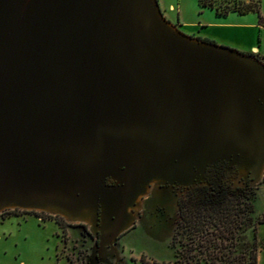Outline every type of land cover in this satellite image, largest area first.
<instances>
[{"label": "water", "instance_id": "95a60500", "mask_svg": "<svg viewBox=\"0 0 264 264\" xmlns=\"http://www.w3.org/2000/svg\"><path fill=\"white\" fill-rule=\"evenodd\" d=\"M264 171V64L156 0H0V212L85 223L109 246L149 186Z\"/></svg>", "mask_w": 264, "mask_h": 264}, {"label": "rangeland", "instance_id": "374dc122", "mask_svg": "<svg viewBox=\"0 0 264 264\" xmlns=\"http://www.w3.org/2000/svg\"><path fill=\"white\" fill-rule=\"evenodd\" d=\"M197 1L158 0V3L170 19L175 17L178 10L183 9H186L184 18L196 19L199 18L196 14ZM211 1L219 11L235 7L240 2H247V0ZM168 3L173 5V11L166 10ZM209 12L213 14L212 11ZM259 13L264 16V0H259ZM243 16L256 18L254 13ZM258 33L257 44L264 55V29L260 28ZM256 58L260 62L264 61L262 57ZM232 182V186L236 185L235 181ZM151 187L155 188L154 185ZM151 191L152 189L148 188L147 193L138 199V208L130 210L133 216L131 225L117 236L112 251L107 247L102 248L104 253L100 259L95 256L94 240L87 224L70 222L45 212L4 210L0 212V264H140V258L147 262L172 260L177 245H172L170 235L171 238L173 234L175 240L182 241L186 237L181 229L174 230L172 227L173 231L170 233L166 225H149L153 212L145 202L151 198ZM244 192L245 201L252 208L251 219L255 227L254 239L257 247L256 264H264V222L258 223L264 212V173L256 182L248 184ZM186 204L185 199L184 205Z\"/></svg>", "mask_w": 264, "mask_h": 264}, {"label": "trees", "instance_id": "16d2710c", "mask_svg": "<svg viewBox=\"0 0 264 264\" xmlns=\"http://www.w3.org/2000/svg\"><path fill=\"white\" fill-rule=\"evenodd\" d=\"M197 2L199 6H214L211 0ZM214 8L219 14L252 12L256 15V24L264 29L259 0L240 2L224 11H219L217 6ZM245 197L241 190H228L216 184L201 188L197 198L188 201L180 213L176 228L181 229L186 238L182 241L172 236V245H177L172 260L147 262L140 258V264H256L252 208ZM263 222L264 212L258 220L259 224Z\"/></svg>", "mask_w": 264, "mask_h": 264}, {"label": "crops", "instance_id": "0c3cea01", "mask_svg": "<svg viewBox=\"0 0 264 264\" xmlns=\"http://www.w3.org/2000/svg\"><path fill=\"white\" fill-rule=\"evenodd\" d=\"M156 1L162 16L171 23H174L185 34L205 39L218 45L232 47L239 52L253 55L254 57L264 58L257 44L258 32L262 27L256 24V18L252 19V17L243 16L252 12L238 14L234 11H227L224 14H219L215 12L214 6H199L197 4L196 8L198 11L196 14L199 18H184L186 9H183L182 11L178 10L179 15L177 12L175 17L170 19L164 13V9L160 8L158 0ZM166 10L173 11V5L168 3ZM209 11H212L213 14Z\"/></svg>", "mask_w": 264, "mask_h": 264}, {"label": "flooded vegetation", "instance_id": "af4514ba", "mask_svg": "<svg viewBox=\"0 0 264 264\" xmlns=\"http://www.w3.org/2000/svg\"><path fill=\"white\" fill-rule=\"evenodd\" d=\"M167 20V19H166ZM220 165V164H219ZM264 172V171H263ZM236 174L224 168L223 165L215 168L214 166L205 170L203 175V181L199 182V184H192L189 186H179L176 184H165V185H158L155 188L149 186L151 188L152 195L151 198H148V201L145 203L148 204L149 208H151L153 212V218L149 221L150 226L156 225H166L170 229V233L173 229L175 230L177 227V223L179 222V216L181 211L184 208V201L185 199L188 201H192L193 199L197 198L198 191L204 187H210L213 184L223 186L228 190H241L244 192L246 190L249 180L246 179L245 181L238 180V182L242 183L241 185H233V179H235ZM138 204L134 205L136 208ZM133 207V208H134ZM133 208L128 209L133 210ZM138 208V207H137ZM140 215V212H139ZM138 215V216H139ZM146 223V222H145ZM173 231V230H172ZM92 236V235H91ZM173 236V234H172ZM93 243H94V252L96 258H101L103 255L102 248L107 247L109 250H113V245L109 246H98V238L97 236H92ZM117 239V238H116ZM170 239L171 235H170ZM93 257V260L95 259Z\"/></svg>", "mask_w": 264, "mask_h": 264}]
</instances>
